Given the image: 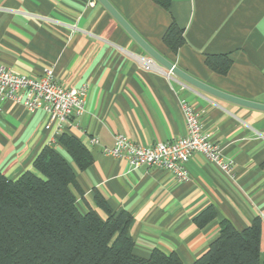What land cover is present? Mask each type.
Returning a JSON list of instances; mask_svg holds the SVG:
<instances>
[{
    "label": "crops",
    "instance_id": "crops-1",
    "mask_svg": "<svg viewBox=\"0 0 264 264\" xmlns=\"http://www.w3.org/2000/svg\"><path fill=\"white\" fill-rule=\"evenodd\" d=\"M109 1L180 69L226 93L264 103V0H171L169 10L154 0ZM172 22L184 29L177 53L163 41ZM208 54H228L230 70L210 69ZM135 55L148 54L98 0H0V65L33 77L51 69L65 87L89 85L85 112L61 131L56 123L47 127L46 111L3 103L0 171L17 178L51 145L75 169L72 189L82 212L92 208L107 217L95 201L98 192L112 210L131 214L137 254L148 257L158 248L177 252L190 264L218 236L223 220L243 229L264 214V110L201 90L159 64L146 70ZM182 100L200 113L224 157L234 160L233 176L200 153L189 158L185 182L166 169L133 168L105 153L118 134L150 146L187 135ZM63 133L91 151L93 162L85 170L61 143ZM208 208L215 218L198 224L196 218Z\"/></svg>",
    "mask_w": 264,
    "mask_h": 264
},
{
    "label": "trees",
    "instance_id": "trees-1",
    "mask_svg": "<svg viewBox=\"0 0 264 264\" xmlns=\"http://www.w3.org/2000/svg\"><path fill=\"white\" fill-rule=\"evenodd\" d=\"M154 1L170 9L171 0ZM163 41L177 53L184 29L172 22ZM205 63L226 74L233 60L228 54H208ZM60 141L79 170L92 164L93 155L80 139L63 133ZM72 186H77L72 163L51 145L17 178L0 171V264H187L177 252L158 248L148 257L137 254L129 232L131 214L112 210L98 192L95 201L107 217L92 208L82 212ZM215 216L208 208L196 221L205 225ZM190 264H264V218L255 217L243 229L223 220L218 236Z\"/></svg>",
    "mask_w": 264,
    "mask_h": 264
},
{
    "label": "built area",
    "instance_id": "built-area-1",
    "mask_svg": "<svg viewBox=\"0 0 264 264\" xmlns=\"http://www.w3.org/2000/svg\"><path fill=\"white\" fill-rule=\"evenodd\" d=\"M137 63L146 70L157 68L158 63L150 55H135ZM89 85L65 87L59 83L53 70L49 69L41 77L19 74L0 65V109L6 101L22 105L29 112L39 110L49 114L50 127L56 123L58 131L70 123L75 116L86 110ZM185 116L187 135L172 142H158L144 145L123 134H118L112 147L105 148V153L116 158L126 159L131 167H159L170 171L179 182L190 178L187 167L189 158L194 153L204 155L224 173L233 176L234 160L224 157L219 145L211 134L204 129L200 113L186 100L181 101ZM54 140H51V143ZM93 143L97 142L92 138ZM264 218V214L262 215Z\"/></svg>",
    "mask_w": 264,
    "mask_h": 264
},
{
    "label": "water",
    "instance_id": "water-1",
    "mask_svg": "<svg viewBox=\"0 0 264 264\" xmlns=\"http://www.w3.org/2000/svg\"><path fill=\"white\" fill-rule=\"evenodd\" d=\"M102 3V5L113 15V17L124 27V29L133 37V39L147 52L148 55L153 57L156 62L165 68L169 73L178 76L183 81L201 89L206 92H209L213 95L218 97L227 99L229 101L251 107L256 109L264 110V103L251 101L248 99H244L241 97H237L235 95L226 93L222 90H219L211 85L204 83L203 81L193 77L192 75L188 74L184 70L180 69L175 63L168 60L158 51H156L149 43L145 41L139 35V33L129 24V22L119 13V11L111 4L109 0H98Z\"/></svg>",
    "mask_w": 264,
    "mask_h": 264
}]
</instances>
